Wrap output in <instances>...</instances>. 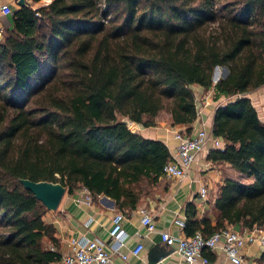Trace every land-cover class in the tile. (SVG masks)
<instances>
[{"label": "trees", "instance_id": "1", "mask_svg": "<svg viewBox=\"0 0 264 264\" xmlns=\"http://www.w3.org/2000/svg\"><path fill=\"white\" fill-rule=\"evenodd\" d=\"M10 16L0 39V264L62 256L48 209L21 179L83 188L123 212L167 184L172 151L137 127L165 113L189 133L192 85L228 98L214 109L221 144L207 160L251 180H223L213 219L187 202L183 231H264V119L247 96L264 86V0H27Z\"/></svg>", "mask_w": 264, "mask_h": 264}, {"label": "crops", "instance_id": "2", "mask_svg": "<svg viewBox=\"0 0 264 264\" xmlns=\"http://www.w3.org/2000/svg\"><path fill=\"white\" fill-rule=\"evenodd\" d=\"M2 3L9 4L13 11L19 6L17 0H0V4ZM10 25L11 16H4L0 11V26L5 29L10 27ZM261 104L264 105V102L262 101ZM211 122L212 118L205 127L208 132H210ZM199 126H201V123L197 118L193 123V127ZM172 128L182 129L183 127L176 126ZM172 128L168 120L167 122L158 120L156 126L144 128L140 125L138 130L146 137L162 139L172 151L176 144L173 139ZM210 149H212V144L209 141L206 149L197 155L196 160L183 178L164 179L167 184H161L154 196L147 197L133 211H121L124 213L122 226L128 236L123 249V252L127 254V259L122 260L119 257H115L114 264H147L148 256L158 258L155 264H189L184 261L173 247L166 245L161 240L160 233L168 231L178 236L185 235L183 231L185 220L184 206L189 201H193L196 204L199 217L208 215L213 219L214 216L210 212L211 202L217 194L218 186L225 178L240 179L245 182L251 180L250 178H243L237 170L226 162L207 160L206 156ZM202 186H205L208 191L205 198H200L199 196V189ZM63 197L56 210L49 215V221L54 224L56 236L61 241V252L64 253L68 249V240L72 236L99 238L108 243L110 238L108 229L111 224V218L117 211L115 202L104 195L91 200V203L85 202V196L83 198L77 194L69 195L65 200ZM141 207H146L153 217L155 223L153 231H147L140 223L138 210ZM179 221H183V225ZM233 228L239 230L237 227ZM244 231L247 230L241 232ZM137 243H141L143 248L137 255H134L131 250ZM241 252L256 264H261L259 259L264 250L256 242L245 245ZM164 253L167 254L163 255ZM210 253L212 259L209 264H233L221 248L214 249Z\"/></svg>", "mask_w": 264, "mask_h": 264}, {"label": "built area", "instance_id": "3", "mask_svg": "<svg viewBox=\"0 0 264 264\" xmlns=\"http://www.w3.org/2000/svg\"><path fill=\"white\" fill-rule=\"evenodd\" d=\"M0 11L4 16L13 13V9L6 3L0 4ZM4 30V27L0 26V39L3 37ZM172 134L176 144L172 149V159L163 167V175L166 179L183 178L196 160L197 155L206 149L209 141L212 148L219 147L221 144L219 137H213L210 132L200 126L193 127L189 133L182 128L174 130ZM84 190L87 193L85 202L91 203V196L86 189ZM207 192V188L202 186L199 189L200 198H205ZM138 212L142 226L147 231H153L155 223L146 207H141ZM123 219L124 213L121 211H115L112 215L108 229L110 237L108 243L99 238L70 237L68 249L62 253L61 259L55 264H114L115 257L126 260L127 254L123 252V249L128 236L122 226ZM179 223L183 225V221H179ZM160 236L166 245L173 247L189 264H209L210 260L203 251H213L217 248H221L233 264H256L252 259L244 256L241 249L247 244L256 242L264 250V231L258 229L241 232L227 226L207 237L203 236L200 231L191 236H178L168 231H162ZM142 248L143 245L137 243L131 252L137 255Z\"/></svg>", "mask_w": 264, "mask_h": 264}, {"label": "rangeland", "instance_id": "4", "mask_svg": "<svg viewBox=\"0 0 264 264\" xmlns=\"http://www.w3.org/2000/svg\"><path fill=\"white\" fill-rule=\"evenodd\" d=\"M224 72V68L218 67V73L221 75ZM192 91L195 97V100L197 102V108H198V119L201 123L200 127H206L207 123L210 122V119L212 118V114L214 112L215 107L220 103V102H225L228 98L226 97H221L218 100L213 99V91L212 89H203L202 87L198 85H192ZM247 96L251 99L252 103L256 107L258 114L261 119H264V105L261 104L262 101L264 102V86L260 87L256 90H253L252 92H249ZM160 121L167 122L168 117L166 116L165 113H161L158 117ZM175 126H171V128ZM139 128V126L137 127ZM174 131L176 129H171V131ZM172 131V132H173ZM166 179V178H164ZM159 190V189H157ZM74 194H77L79 197H86L87 194L84 192V189H78L75 191ZM69 196L66 192L64 193V200ZM56 210V209H55ZM55 210H48L44 216L45 220L49 221V218L51 213Z\"/></svg>", "mask_w": 264, "mask_h": 264}, {"label": "water", "instance_id": "5", "mask_svg": "<svg viewBox=\"0 0 264 264\" xmlns=\"http://www.w3.org/2000/svg\"><path fill=\"white\" fill-rule=\"evenodd\" d=\"M17 4L19 6H23L26 4V0H17ZM219 76L220 74L218 73V67H216L213 79L216 80L219 78ZM123 121L126 122L128 126H131L133 124V121L128 118H124ZM21 183L25 188L32 191L35 197L41 200L48 210H55L65 193V187L58 182L32 181L29 179H21ZM165 254L167 253H164L163 255ZM148 258L149 259L147 264H155L158 261V258H154L152 256H148Z\"/></svg>", "mask_w": 264, "mask_h": 264}]
</instances>
